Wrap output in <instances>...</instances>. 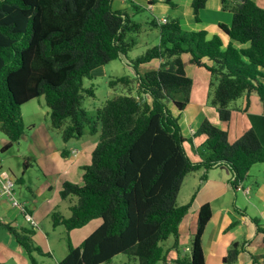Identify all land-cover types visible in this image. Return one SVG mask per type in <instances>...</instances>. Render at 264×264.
Returning a JSON list of instances; mask_svg holds the SVG:
<instances>
[{
	"label": "trees",
	"instance_id": "obj_1",
	"mask_svg": "<svg viewBox=\"0 0 264 264\" xmlns=\"http://www.w3.org/2000/svg\"><path fill=\"white\" fill-rule=\"evenodd\" d=\"M112 1L0 0V131L7 138L1 150L24 131L21 105L39 96L50 125L61 130L65 141L79 138L85 125L89 133L99 132L90 163L81 166L80 182L62 185L61 199L75 198L70 215L53 212L51 220L63 225L68 236L93 218L101 223L77 246L68 242L58 264H112L121 252L128 257L123 264H165L193 198L176 204L184 177L201 170L205 180L212 167L224 165L236 189L253 164L264 162V139L253 129L230 144L226 132L207 119L196 130L206 136L198 149L201 160L192 161L183 147L179 115L173 113V107L180 113L189 101L192 80L184 71V54L209 73V103L221 120L229 119L232 102L244 94L255 92L264 102V8L253 0H220L221 9L232 15L229 24L217 25L229 39L225 44L217 33L183 30L176 17L161 25L152 18L158 43L129 60L135 78L109 80L126 92L106 99L92 118L82 107L83 92L93 93L83 87V79L94 68L126 56L136 45L131 35L141 30L128 13L112 8ZM205 2L191 1L196 20ZM153 59L160 60L158 68L137 71ZM60 153L66 156L67 151ZM211 215L208 202L199 206L189 254L177 255L171 264H205L202 234ZM250 219L264 243V228L258 218ZM7 229L30 264H38L35 254H49L33 241L32 228ZM170 235L174 243L164 249L162 241ZM238 244L231 243L224 264L237 260L244 250ZM248 254L251 264H264V254L260 260Z\"/></svg>",
	"mask_w": 264,
	"mask_h": 264
},
{
	"label": "crops",
	"instance_id": "obj_2",
	"mask_svg": "<svg viewBox=\"0 0 264 264\" xmlns=\"http://www.w3.org/2000/svg\"><path fill=\"white\" fill-rule=\"evenodd\" d=\"M191 1L192 0H120L119 7L117 8H122L121 10H124L131 17L132 12L128 10L129 7H132L135 11H138L140 8L147 9L153 14L154 19H161L163 17L170 18V16L168 15L171 14V17H176L179 20L181 28L183 27L190 31L204 29L208 31V33H217L221 36L224 44L227 43V41L229 40L228 37L219 30L217 25L220 22L229 24L232 18L231 12L221 9L220 0H206L204 7L199 10V20H196L194 18L193 10L191 7ZM253 1H255L260 7L264 8V0ZM236 45L238 47H245L248 44L242 45L237 43ZM182 60L184 62L185 74L192 80V84L190 88L189 101L186 104L185 108L181 111L182 113L176 111L174 107L173 113L179 115V118H181L179 123L181 125L183 136L185 137L183 147L186 154L192 161L197 162L201 160L198 149L201 147L206 136L204 134L196 133V130L199 124L204 119H207L212 124L224 130L226 132L227 141L230 144L235 142L240 136H242L246 131L250 129H253L260 138L264 139V102L260 100L255 92H251L248 95H242L239 98V105H236V103L235 105H231L229 119L221 120L218 117V112L216 111V109L208 104V90L210 82L209 73L204 68L195 67L194 65L190 64L189 56L186 54L182 56ZM158 62L160 63L159 59ZM149 64H151L149 65L151 66V68L147 69H154L159 67L156 66L155 61H151V63ZM25 106H28V110L34 109L35 115H45L46 108L43 97L39 96L25 102L21 105L20 110L23 123L26 125L27 129H31L32 131L31 140H29V149L33 150L32 147L34 145H37L41 148H43L45 144L50 145V139L45 132V121L43 119L35 121L26 116L24 109ZM38 131L40 133H38ZM23 133L18 140L19 142L14 144H21V138L24 136ZM6 141V136L4 134L0 135V151ZM74 144L75 143L71 142L68 144V147ZM95 145L96 141L91 142L88 145L81 146L79 149L70 150V154L69 151L65 149L67 151V154L64 157L61 156L60 152L53 151L40 158L39 161L43 167L42 173L44 176H49V190L47 192V195L38 200L33 193L34 201H18L19 203H22L25 206L26 211L32 215L33 219L36 222V225H32L29 221H27L24 213L18 207L13 206L6 197L0 198V264H30L28 256L26 255V253H21V246L18 245V243L14 240L12 234L7 229L8 225L17 229L32 228L33 241L42 249L43 253H49L47 235L44 238L43 235H41L39 232H36V230L38 229V222H44V218L48 216L51 218V214L53 212H57L60 214V212L56 211V209H58V207H60L62 203L60 191L62 189L63 183L65 181H69L72 183L80 182L83 173L81 166L90 163L91 152ZM6 152L8 153H4L3 156L0 157L1 168L4 164L7 165V167L10 169V167L8 166L9 163L7 162L8 154L14 158H28V156L26 155V150L23 151L19 147H17L16 149H6ZM255 164L250 167L249 172L252 170V168H254L253 166ZM29 165L30 163L26 161V167H28ZM21 173L22 176L19 178H15L14 182H21L22 184H25L27 181V179H25L24 177L25 171L23 170ZM201 174L202 173H200V175ZM200 175L199 178L195 181V184L198 185V190L193 195L191 206L189 209L190 212L188 210L186 215L183 217L179 224L178 230L180 233L181 230L186 227L185 230L189 232L190 236L196 229L197 210L199 206L205 202H208L212 210V215L210 220L206 224V227L202 234V248L205 256V264H208V258L210 257L206 253H210L212 255L214 253V256L221 259L222 262V257L224 256V254L222 253L220 246L223 243L225 244V235L231 232L230 229H228L231 222L227 217L228 210L219 208L218 205H213L212 202L218 200L222 196V194L227 193L232 174L226 166L218 165L212 167L206 173L205 180H201ZM38 180H41V178L38 177ZM242 183L243 181L239 184L238 187H241L242 189H244V191H250V187L245 186ZM30 185L32 184L29 182L26 187L30 189ZM258 188L259 189L256 190V193L261 195L264 199V184L262 185V187ZM36 190V193L40 192V188L36 187ZM21 196L25 197L24 194H22ZM263 205L264 203H262V208H260L258 212L264 217ZM187 216H189V218H187V220L185 221V218ZM241 217L244 220L242 219L241 221L237 222L239 226L240 223L244 222L245 224L248 219L251 220V217H248L245 214H241ZM95 219H98L99 221L92 219L89 221V223H87L88 225L86 224L85 226L81 227V229H72L69 232L70 237L76 239V232H78L79 230H84L82 232V236L92 232L101 223L100 218ZM209 224H212L214 233L213 236L209 238L208 242L204 243L205 232ZM52 225L54 227L58 226L54 225L53 223ZM260 225L264 228V223L260 222ZM231 233H233V231ZM230 239H232V235ZM249 245L250 243L247 242L243 248L244 250L242 249V253L248 254L250 249ZM187 248L188 247H186V249ZM262 253L264 254V249ZM262 253L261 256L263 255ZM240 254L241 252H239L238 257L240 256ZM60 259L57 260V264ZM249 264H251V259Z\"/></svg>",
	"mask_w": 264,
	"mask_h": 264
},
{
	"label": "rangeland",
	"instance_id": "obj_3",
	"mask_svg": "<svg viewBox=\"0 0 264 264\" xmlns=\"http://www.w3.org/2000/svg\"><path fill=\"white\" fill-rule=\"evenodd\" d=\"M119 4L120 0H113L111 6L114 9L121 10L122 8H117L119 7ZM128 10L132 12V19L141 24L140 32L136 35H131L136 39V45L127 53L126 56L114 59L102 66L94 68L91 71V76L89 78L83 79V87L85 89L91 88L93 90V93L91 94L83 92L84 97L82 98V107L86 110L88 116L92 118L95 116L96 109L101 107L106 99L115 96L117 93L126 92L124 86L120 83L116 84L115 86H110L109 80L125 75L129 76L130 78H135L136 73L129 60L142 54L147 48L158 43V28L150 25V21L153 18V14L149 10L144 8H140L138 11H135L132 7H129ZM168 16L171 17L172 15L169 14ZM183 30L190 31L185 28H183ZM151 61H155L156 66H159L158 59H153ZM151 61L137 67V71L143 74L147 70V68H151V66H149L151 65L149 64L151 63ZM133 93H135V90L133 91ZM239 98L233 101L232 105H235V103L236 105H239ZM208 104L210 105L209 99ZM27 107L28 106L24 107L26 116L30 117L35 121H38L39 119H43L45 121V132L47 133L50 139V145L45 144L43 148L34 145L32 147L33 150H30L29 140H31L32 131L31 129H27L26 125L24 124V136L21 138V144L17 145L13 143L10 147L11 149H16L17 147H19L23 151L26 150V155L28 156L27 159H24L14 158L8 154L7 162L9 163L8 166L10 167V169L7 167V165L4 164L1 168V170L4 169L8 171V173L14 180L15 178L21 177V172L23 170L25 171L24 177L25 179H27L26 183L22 184L21 182H14V185L12 187L14 197L19 202L22 200L34 201L33 193L35 194V197L38 200L42 199L47 195V192L49 190V176H44L42 173L43 167L39 161L42 156L49 154L53 151L61 152L64 149L68 150L70 154V150H76L79 149L81 146L88 145L91 142L97 141L99 136V132L94 134L89 133L88 126L85 125L83 129V134L79 138H71L65 141L62 138L61 130L54 128L50 125L48 109L46 106L45 115H35L34 109L28 110ZM180 119L181 118H179V121ZM1 133L2 132L0 131V135H3ZM38 133L40 132L38 131ZM71 142L75 144L68 147V144ZM4 153L8 152H6V150H1L0 157H2ZM26 161L30 163L28 167L24 166V162ZM253 167L254 168H252L248 176L243 179L242 183L243 185L250 187V191H244V189H242L241 187L233 189L232 185L229 184L227 193L222 194V196L218 200L212 202V204L218 205L219 208H224L228 210L227 217L229 218L230 222L235 221L233 227L230 228V231H233V233L230 232L226 234L224 239L225 244L223 243L220 246L222 253L224 255L225 253H227L233 240L239 243L238 246L240 249H242V247L245 246L247 242H249V252L257 256V258L260 260L261 253L264 249L262 233L257 231L255 223H253V221L249 219L245 224L244 222L240 223V226L237 223L243 219L241 217V214H245L248 217L258 218L261 223H264L263 215L258 212V210L262 208V203H264V199L261 195L256 193V190L259 189L258 187H262V185L264 184V162L256 163ZM201 172V170H196L188 174V176L184 177V180L182 181L180 190L176 197V204L181 205L187 203L191 195H194L197 192L198 185L195 184V181L199 178ZM38 177H40L41 180H38ZM29 182L32 184L30 185V189L26 187ZM36 187L40 188L39 193H36ZM22 194H24L25 197H22ZM61 200L62 203L60 207L56 209V211L60 212L63 217H67L70 215L69 206L74 202L75 198L66 197ZM187 218H189V216L185 218V221L187 220ZM93 219L96 220L95 218ZM96 221L99 220L97 219ZM185 228H183L178 235L176 248H170V246L174 243V236L170 235L166 240L162 241V246L164 247V249L170 248L165 253V264H171V261L177 255L182 256L185 254H189V248L186 250V247H189L191 239L189 236V232L186 231ZM83 231L84 230H79L78 232H76V239H73L72 237H70V235L68 236L67 230L63 225H58L54 227L49 216L44 218V222H38V229L36 230V232H39L41 235H43L44 238L47 235V244L49 247V254H44L40 256H37L35 254V258L38 260V264H57V260L63 258L67 253L68 242L73 246H76L83 238H85L89 234L88 233L82 236ZM213 233V226L212 224H209L205 232L204 243L208 242L209 238L213 236ZM231 235L232 239H230ZM20 251L21 253H26L21 247ZM240 252L241 254L235 262L227 264H249L251 259L249 257V254L242 253V251ZM206 254L210 256L208 258V264H224L223 261L221 262V259L214 256V253L213 255L210 253ZM127 259V255L121 252L113 257L112 264H123L127 261ZM159 264H161V262Z\"/></svg>",
	"mask_w": 264,
	"mask_h": 264
},
{
	"label": "built area",
	"instance_id": "obj_4",
	"mask_svg": "<svg viewBox=\"0 0 264 264\" xmlns=\"http://www.w3.org/2000/svg\"><path fill=\"white\" fill-rule=\"evenodd\" d=\"M125 1V0H121ZM167 22L166 18H162L159 20V23L164 24ZM14 185V180L13 178L9 175V173L5 170H1L0 168V198L6 197L13 206L18 207L25 215V218L27 221H29L32 225H36L35 220L33 219L32 215L29 214L26 211L25 206L22 203H19L13 193V187Z\"/></svg>",
	"mask_w": 264,
	"mask_h": 264
},
{
	"label": "clouds",
	"instance_id": "obj_5",
	"mask_svg": "<svg viewBox=\"0 0 264 264\" xmlns=\"http://www.w3.org/2000/svg\"><path fill=\"white\" fill-rule=\"evenodd\" d=\"M163 18H165V17H163ZM161 19H162V18H161ZM166 19H167V21H168V18H166ZM159 20H160V19H155V21L157 22V24L161 25V23H159ZM164 24H165V23H164ZM0 168H1V166H0ZM5 171H6V170H5ZM7 172H8V171H7ZM9 175H10V174H9ZM10 176H11V175H10ZM13 180H14V179H13ZM187 249H188V248H187ZM187 249H186V250H187Z\"/></svg>",
	"mask_w": 264,
	"mask_h": 264
}]
</instances>
